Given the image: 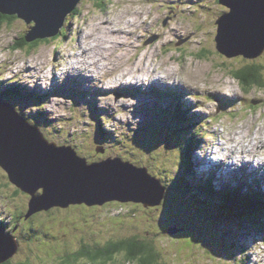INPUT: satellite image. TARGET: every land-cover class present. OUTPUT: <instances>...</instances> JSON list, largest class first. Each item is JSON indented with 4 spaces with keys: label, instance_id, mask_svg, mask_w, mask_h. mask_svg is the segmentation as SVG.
I'll list each match as a JSON object with an SVG mask.
<instances>
[{
    "label": "rangeland",
    "instance_id": "obj_1",
    "mask_svg": "<svg viewBox=\"0 0 264 264\" xmlns=\"http://www.w3.org/2000/svg\"><path fill=\"white\" fill-rule=\"evenodd\" d=\"M98 1L81 0L77 13L69 14L63 34L49 39L37 37L31 42L41 41L34 46L30 42V46L15 47L34 22L31 26L17 17L3 23L0 99L8 98L4 100L40 126L45 135L73 145L90 162L120 156L136 166H146L162 180L166 192L153 208L143 202L114 201L105 206L75 204L37 213L35 218L20 223L14 233L20 240L22 225H26L40 233L39 239L32 246L21 243L20 248L30 254L43 251L39 246L50 244L47 235L55 230L60 235V250H65L79 235L101 239L104 244L122 238L127 231L140 234L142 229L157 240L161 252L153 264H264V212L236 215L237 210L228 212L218 198L227 192L219 190L226 186H239L242 192L251 190L247 183L254 184L255 192L264 196V175L253 169V161L252 168L248 164L243 167L241 160L232 164L240 155L236 149L234 158L215 173L206 164L212 144L236 146L238 131L254 133L253 120L259 121L256 137L264 134V90L258 86L243 88L235 77L238 70L250 64L262 66L264 72V54L253 60L218 52L216 21L229 10L218 0H104L102 9ZM207 2L211 13H206ZM128 4L132 9L125 12ZM147 18L151 19L145 22ZM138 25L144 26L136 30L142 31L143 39L136 42L128 34ZM189 31L194 33L191 42L185 37ZM96 42L101 43L97 46ZM74 56H79L77 67ZM151 66H156L153 73ZM169 67L174 74L167 80L177 83L168 85L171 96L162 91L163 87L152 84L158 71L165 75ZM188 81L197 84V89L190 88ZM14 84L22 86L23 95L5 91ZM222 86L228 89L227 96L221 95L225 88L215 91ZM0 108L7 112L4 106ZM180 112L186 116L180 118ZM53 117L54 122L49 123L47 120ZM244 140L241 144L245 149L259 144L252 135ZM198 143L197 151L194 147L188 154L192 160L189 170L184 157L190 146ZM97 144L104 145L105 152L96 150ZM254 152L264 157V147ZM4 174L0 167V216L14 222V212L27 209L30 196L22 191L17 194L14 189L18 188L6 175L5 180ZM208 177L213 178L215 195L197 191V184ZM116 194L115 189L107 193ZM245 208L240 206L238 210ZM173 229L179 232L172 235ZM39 261L36 255L32 257L33 264Z\"/></svg>",
    "mask_w": 264,
    "mask_h": 264
},
{
    "label": "water",
    "instance_id": "obj_2",
    "mask_svg": "<svg viewBox=\"0 0 264 264\" xmlns=\"http://www.w3.org/2000/svg\"><path fill=\"white\" fill-rule=\"evenodd\" d=\"M80 1L0 0V11L18 14L28 24L34 22L26 35V40L31 42L37 37L57 36ZM218 1L229 8L216 21L218 51L228 57L241 54L255 59L262 56L264 0ZM247 4L251 8L248 9ZM0 106L7 109L1 112L0 108V167L10 183L30 196L25 219L52 208L65 209L75 204L91 207L117 201L143 202L146 207H154L162 202L166 187L146 166H136L119 156L89 162L73 145L49 140L39 126L10 103L0 100ZM97 150L104 152L100 146ZM111 189L117 194L108 196ZM170 232L174 235L179 230ZM18 249L17 238L6 234L4 226L0 225V264L11 259ZM13 263L19 264L20 260Z\"/></svg>",
    "mask_w": 264,
    "mask_h": 264
},
{
    "label": "trees",
    "instance_id": "obj_3",
    "mask_svg": "<svg viewBox=\"0 0 264 264\" xmlns=\"http://www.w3.org/2000/svg\"><path fill=\"white\" fill-rule=\"evenodd\" d=\"M103 3H104V0H99L97 6L102 9ZM204 6L206 9V13L207 12L211 13L210 11L212 10L210 9L211 6H209V2L205 3ZM205 9H203L204 12H205ZM76 13H77V9L73 11V14H76ZM17 17H18V14L4 13L0 11V27L3 23L15 21ZM61 33L62 34L64 33L63 29L61 30L59 34ZM38 41H41V40H35L31 42V44H33L32 46L37 44ZM215 43H216V40H215ZM28 45L30 46V42L26 40V33H25L24 38L22 37L20 42L16 43L15 47L22 48ZM261 68L262 66L258 64H250L248 66H244L241 68L240 71L239 70L238 72L235 71L236 72L235 77L239 79V82L241 83V86L243 88H254L255 86H258L264 90V78L262 77V74L264 72L261 70ZM9 88L10 89L7 90L8 92L19 93L22 95L24 94L20 90L22 88L21 87L19 88V86H16V84H14L13 86H10ZM59 92H62L61 89H59ZM12 97H15V96H12ZM1 99L7 100L8 98L4 97ZM178 114L180 118L185 117L184 113L180 112ZM25 117L29 119L27 115H25ZM29 117L34 120L33 115L29 114ZM54 119H55L54 117L52 120L51 118H49L47 121L49 123H53ZM57 130H60L59 127H57ZM47 138L49 140H52L48 136ZM197 145H199V143L196 145L190 146L188 153L185 154L184 164L187 169H189L192 164V160L190 158V155L188 154L190 153V150L196 147ZM4 178L6 180L5 175H4ZM212 181H213V178L209 177L206 179V181H203L205 183H203L200 187L198 186L196 187L199 189L200 192L208 193L210 195H215L216 192L215 193L213 192L215 190H214ZM226 189H227L226 190L227 192L222 194L220 198L222 201L221 206H226L227 208L226 210L228 212H230V210L228 209H231V210H237V212L235 211L236 215H238L239 212H243L247 214H258L264 210V198L262 195H259L255 191L249 190V191L242 192L240 191L239 186H235L231 188L226 187ZM14 190L17 194H20L19 189L18 190L14 189ZM2 191L5 192L4 189H2ZM240 206H242V208L243 206H246V208L242 211L241 209L238 210ZM7 209L8 208H6L5 210ZM26 212H27V209L21 210L20 213H19V210L17 212H14V215H15L14 222H11L12 220L6 222L7 220H5L3 216H0V221H2L0 222V225H3L6 227L7 224H9L10 226L14 224L15 226L16 224L22 223L24 220L33 219L36 216H38V214H35L31 216L30 218L25 219L24 216ZM47 213H50V212H47ZM85 227L88 228V225L86 224ZM22 228H23V231L21 232L22 236H20L21 243L24 244L28 242L32 246L34 242L36 243V241L39 239L38 235L40 233H34L26 225H22ZM82 229L83 228L79 230L81 231ZM124 233H126V235L122 236V238L108 240L104 244L103 242H101V239L94 241L88 235H79L75 237L74 241L72 240L71 242L70 241L68 242L69 244L71 243L72 247L67 248L65 250H60V248H62L60 247L62 243L58 244V240H60V235L58 231L55 230V232H50L47 235L48 236L47 240L49 241L50 244H47V246L43 244L39 246V248L44 249L43 251L42 250L35 251L34 254H30V251L25 250V248L22 246L23 252L22 251L17 252L11 259L7 260L5 263H2V264H14L13 262L17 261V259L20 260L19 264H33L32 257L34 258L35 255L37 256L38 259H40V261L35 264H43L42 261L47 264H52V263L57 264L59 262L58 260L59 258H61L60 259L61 261L58 264H127V263L153 264L154 262L158 260V258L160 259L161 252L156 247L157 240L150 237L149 232L145 234L144 232L142 234H134L132 232L127 231ZM44 241L46 242V240ZM65 244L67 245L66 241H65ZM42 253H45V255L42 256ZM47 254L51 257H49ZM53 254H57L59 257L58 258L56 257L55 259L53 257Z\"/></svg>",
    "mask_w": 264,
    "mask_h": 264
},
{
    "label": "bare ground",
    "instance_id": "obj_4",
    "mask_svg": "<svg viewBox=\"0 0 264 264\" xmlns=\"http://www.w3.org/2000/svg\"><path fill=\"white\" fill-rule=\"evenodd\" d=\"M251 6L253 5L252 3L250 4ZM250 5L249 4H247V8L249 9V8H251L250 7ZM254 7H256V8H258V5H256V4H254ZM128 9H132V7H131V4H130V6H129V4L126 6V8L124 9L125 10V12L128 10ZM148 14H150V11L148 12ZM223 15V14H222ZM149 17H151V16H149ZM149 19H151V18H147L146 19V21L145 22H147ZM129 20H131V19H129ZM31 25H33V24H31ZM130 26V25H129ZM144 28V26L143 25H138V26H135V28H133L134 29V31H133V33H130V34H128V35H131V36H134L135 37V39H137V41L136 42H139L141 39H143L142 37H141V33H142V31H140L141 33H137V29L138 28ZM132 28V27H131ZM117 33H119V32H117ZM136 33V34H135ZM89 35L91 34V33H88ZM148 33H146V35H147ZM111 35V34H110ZM109 35V36H110ZM186 36L185 37H187V40H189V42H191V40H192V38L194 37V33L193 32H191V31H189L187 34H185ZM100 36V35H99ZM98 36V37H99ZM97 37V38H98ZM50 37H46V38H44V39H49ZM123 38H125L124 36H123ZM43 39V38H42ZM91 39V38H90ZM126 39V38H125ZM92 40V39H91ZM128 41H130V39L128 40ZM131 42V41H130ZM97 43V46L101 43V42H96ZM113 45L115 44V43H112ZM108 46H110V45H108ZM108 46H107V50H109L108 49ZM140 46V45H139ZM84 54H85V52H84ZM84 54H83V56H84ZM241 54H239L238 56H240ZM70 56L71 57H73V53L72 54H70ZM79 56H74V58L76 59V61H75V64H76V67L77 66H79L80 64H78V63H80V60H79V58H78ZM236 57V56H235ZM80 58H81V55H80ZM256 59V58H255ZM78 60V61H77ZM254 60V59H253ZM87 65H89V64H87ZM73 66H75V65H73ZM137 66H139V65H137ZM171 66H173V65H171ZM134 67V66H133ZM133 67H131V68H133ZM156 66H151L150 67V70H152V73L154 72V68H155ZM131 68H128V69H131ZM144 68V66H141V69H143ZM170 68H172V67H169V68H167V71H164V73H165V75H162L161 73L162 72H160V71H158L159 73L157 74V75H155L154 77V82L152 83V84H156L157 86H159V87H163L162 89H164V90H162L163 92H165L166 94H168V96H171L170 94H172L173 93V91L168 87V85H173V86H175V84H177V83H175V82H169L167 79L169 78V76L170 75H172V74H174V72L172 73V70L170 69ZM42 70H44L45 71V69H42ZM145 72V71H144ZM168 77V78H167ZM186 77H187V75H186ZM127 79V78H126ZM197 82V81H196ZM120 84V83H119ZM188 84H189V86H190V88H193V89H197V87L198 86H193V84H192V82H190V81H188ZM131 88V87H130ZM137 87H135L134 89H136ZM157 88V87H156ZM223 88H225L224 90H223ZM138 89V88H137ZM140 89H138V91H139ZM218 90H223L222 92H221V95H223V96H227L228 95V89L225 87V86H222V89H215V91H218ZM188 92V91H187ZM233 93V92H232ZM231 92H230V94H232ZM182 95V94H181ZM164 96V95H163ZM194 103V102H193ZM206 107V106H205ZM201 113H203V114H207L206 113V111L205 110H202L201 111ZM178 114V113H177ZM185 116H186V114H185ZM184 118V117H183ZM253 121H255V125H256V129L254 130V133H252V132H250L249 134H246L245 133V130H240V132L238 131L237 133H236V141H235V143H236V146H231V148H224V150H226V149H228V150H230V153H233V152H235V149H236V151H239L240 152V155L237 157L236 156V160L235 161H242V165H243V167H247V164L249 165V167L250 168H252V166H251V164H250V161H253V163H254V166H253V169L255 170V171H258V170H260V172H261V174H263L264 175V157H262L261 155H257V152H254L255 150L257 151L258 149H260V148H263L264 147V134L262 135V133H261V135H260V137H256V134L259 132V130H258V127H259V121H256V120H253ZM262 130V129H261ZM240 134H242L241 136H240ZM253 136L255 139H257L256 140V142L258 141L259 142V144H255L256 142H253V145L255 144V147H252V148H248V149H245V144H241V143H243L245 140V138L246 137H249V136ZM235 137V136H234ZM240 146V147H239ZM248 146V145H247ZM198 147V146H197ZM197 147H195L194 148V150L193 151H197ZM242 147H243V152H241V149H242ZM212 149L214 150V152L217 154V153H219V151L216 149V147H214V146H212ZM246 153V154H245ZM245 154V155H244ZM250 154H252V155H250ZM221 157V156H220ZM235 161H233L232 160V164H233V162H235ZM260 163V164H259ZM230 164V163H229ZM260 166H262V167H260ZM205 167H207V165L205 166ZM208 167H209V169L208 170H210V171H212V172H214L215 173V168H214V165L213 164H209L208 165ZM253 172V171H252ZM226 175V174H225ZM212 176V175H211ZM221 178V177H220ZM246 180V179H245ZM245 182V181H244ZM250 182V181H249ZM227 184V183H226ZM225 184V185H226ZM247 184H250V186H251V188H253V189H255V187L253 186V185H251V183H247ZM224 185V186H225ZM230 187V186H229ZM158 191V190H157ZM217 196H219V195H217ZM208 197H210V196H208ZM211 198V197H210ZM219 198V200H221V198H220V196L218 197ZM106 203H108V202H106ZM263 212H264V210H263ZM230 249L231 250H233L234 249V246L233 245H231V247H230Z\"/></svg>",
    "mask_w": 264,
    "mask_h": 264
},
{
    "label": "clouds",
    "instance_id": "obj_5",
    "mask_svg": "<svg viewBox=\"0 0 264 264\" xmlns=\"http://www.w3.org/2000/svg\"><path fill=\"white\" fill-rule=\"evenodd\" d=\"M221 4V3H220ZM77 9V8H76ZM75 9V10H76ZM74 10V11H75ZM73 13V12H72ZM71 14V13H70ZM69 16V15H68ZM68 18V17H67ZM33 24H35V23H33ZM65 25V24H64ZM63 28H64V26H63ZM62 28V29H63ZM151 39V38H150ZM153 41V40H152ZM215 46H216V43H215ZM217 49V48H216ZM218 50V49H217ZM264 54V53H263ZM257 59V58H256ZM20 86V85H19ZM15 87V86H14ZM13 87V88H14ZM22 87V86H21ZM5 91H7V89L5 90ZM16 108V107H15ZM18 112H20L24 117H25V115L23 114V112H21V111H19V110H17ZM26 118V117H25ZM27 119V118H26ZM29 120V119H28ZM30 121V120H29ZM31 123H33L32 121H30ZM33 124H35V123H33ZM38 126V125H37ZM41 128V127H40ZM42 129V128H41ZM43 131V130H42ZM44 132V131H43ZM45 134V133H44ZM47 137V136H46ZM60 144H62V143H60ZM122 158V157H121ZM123 159V158H122ZM124 160V159H123ZM90 162V161H89ZM251 190H253V191H255V189H253V188H251ZM247 191V190H246ZM259 195H261V194H259ZM263 198H264V196H263ZM108 202H114V201H108ZM115 202H117V201H115ZM120 203V202H119ZM104 204H106V203H104ZM104 204H102V205H104ZM86 205V204H85ZM96 206H100V205H96ZM105 206V205H104ZM88 207H90V206H88ZM91 207H93V206H91ZM147 208H153V207H147ZM66 209V208H65ZM130 226H131V224H129ZM4 228H5V233L6 234H11V235H14L16 238H17V240H18V243H19V248H20V245H21V241L19 240V237L16 235V233H14V232H12V231H9L8 229H7V227H5L4 226ZM144 232V230H140V234H142ZM17 252H19V249H18V251ZM158 260H159V258H158Z\"/></svg>",
    "mask_w": 264,
    "mask_h": 264
},
{
    "label": "flooded vegetation",
    "instance_id": "obj_6",
    "mask_svg": "<svg viewBox=\"0 0 264 264\" xmlns=\"http://www.w3.org/2000/svg\"><path fill=\"white\" fill-rule=\"evenodd\" d=\"M7 229L9 230V231H12V232H14V231H17L18 230V228H19V224H16L15 226H14V224H12L11 226L9 225V224H7ZM18 236V235H17Z\"/></svg>",
    "mask_w": 264,
    "mask_h": 264
}]
</instances>
